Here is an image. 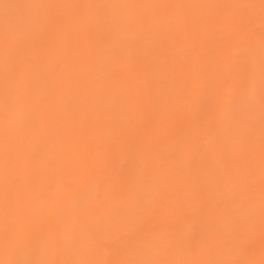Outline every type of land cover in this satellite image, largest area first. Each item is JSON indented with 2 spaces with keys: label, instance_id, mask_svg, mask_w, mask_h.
<instances>
[{
  "label": "clouds",
  "instance_id": "clouds-1",
  "mask_svg": "<svg viewBox=\"0 0 264 264\" xmlns=\"http://www.w3.org/2000/svg\"><path fill=\"white\" fill-rule=\"evenodd\" d=\"M218 2L225 17L250 33L264 27V0ZM257 47L264 50L255 36L237 37L228 55L217 60L213 78L220 84L205 86L213 96L229 94L233 102L219 108L214 124L192 119L198 90L184 94L166 86L158 65L150 71V89L137 93L125 74L146 56L143 45L107 50L89 79L93 110L113 120L121 112L133 113L144 120V130L133 133L136 121H119L95 157L70 132L50 130L33 144L28 175L19 169L12 175L18 150L12 145L0 150V264H172L159 259L169 240L192 256L198 237L215 258L182 264H256L257 230L264 227L257 223L264 217V193L258 197L254 190L257 136L264 142V124L255 120L258 110L264 112V94L258 91L264 66L258 73ZM7 91L9 111L15 112L16 85H7ZM85 162L93 168L88 178L51 205L31 196L13 201L14 182L24 185L42 168ZM213 198L216 205L208 212ZM50 215L57 217L54 235L42 227ZM168 217L176 218L174 226L147 231L149 222ZM26 230L32 234L25 236ZM259 250L264 256V246Z\"/></svg>",
  "mask_w": 264,
  "mask_h": 264
},
{
  "label": "bare ground",
  "instance_id": "bare-ground-1",
  "mask_svg": "<svg viewBox=\"0 0 264 264\" xmlns=\"http://www.w3.org/2000/svg\"><path fill=\"white\" fill-rule=\"evenodd\" d=\"M252 36L264 43V27L250 33L224 16L218 0H0V150L12 145L20 154L19 159L12 157V175L17 169L30 174L33 144L50 130L70 132L91 157L104 152L109 133L118 129L119 121H136L133 133L144 130V120L137 121L133 113L121 112L113 120L102 119L93 110L94 90L89 79L107 50L143 45L146 56L134 71L125 74L137 93L150 89L149 74L158 65L166 86L184 94L198 90L192 119L214 124L219 108H227L233 100L227 93L213 96L205 85L219 86L220 81L213 78L215 64L228 55L232 40ZM253 55L259 73L264 50L257 47ZM9 84L16 85L15 112L9 111ZM258 91L264 94V84L259 81ZM255 120L264 124V112L258 110ZM254 155V190L259 197L264 193V142L259 135ZM245 163L240 162L241 166ZM92 170L87 162L42 168L26 184L13 183V201L31 196L51 205L67 188L87 179ZM215 205L213 198L206 211L211 212ZM257 223L264 225V217ZM56 224L57 217L50 215L42 227L54 235ZM158 225L171 228L170 217L153 220L146 229L153 231ZM257 231L255 260L259 264L264 227ZM24 234L32 233L26 230ZM197 251L192 256L183 253L173 238L167 254L159 259L182 264L197 260ZM214 258L207 254L205 259Z\"/></svg>",
  "mask_w": 264,
  "mask_h": 264
},
{
  "label": "rangeland",
  "instance_id": "rangeland-1",
  "mask_svg": "<svg viewBox=\"0 0 264 264\" xmlns=\"http://www.w3.org/2000/svg\"><path fill=\"white\" fill-rule=\"evenodd\" d=\"M170 222L172 223V226H174L175 223H176V218L175 217H170ZM195 247L198 250L197 251V260H206L205 258L207 257L208 250L206 248H202L200 246L199 237L196 239ZM257 258H258L259 264H262V262H264V256H262L261 254L258 255Z\"/></svg>",
  "mask_w": 264,
  "mask_h": 264
}]
</instances>
